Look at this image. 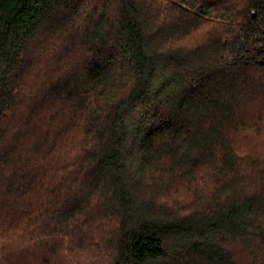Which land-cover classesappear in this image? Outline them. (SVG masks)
Instances as JSON below:
<instances>
[{"label":"trees","instance_id":"1","mask_svg":"<svg viewBox=\"0 0 264 264\" xmlns=\"http://www.w3.org/2000/svg\"><path fill=\"white\" fill-rule=\"evenodd\" d=\"M0 264H264V0H0Z\"/></svg>","mask_w":264,"mask_h":264}]
</instances>
